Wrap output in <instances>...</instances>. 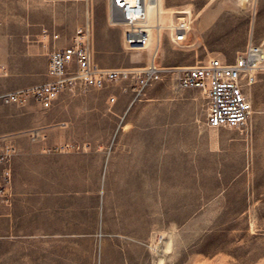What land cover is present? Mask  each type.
I'll list each match as a JSON object with an SVG mask.
<instances>
[{"label":"rangeland","instance_id":"1","mask_svg":"<svg viewBox=\"0 0 264 264\" xmlns=\"http://www.w3.org/2000/svg\"><path fill=\"white\" fill-rule=\"evenodd\" d=\"M162 1L163 19H175L172 13L177 8L191 9L196 18L183 44L175 45L166 36L157 59L160 66H190L213 56L223 60L225 56L230 59L228 62H234L251 43L264 48V0ZM83 4L85 19L88 16L92 21L94 48L97 35L99 42H114L112 32L100 24L101 19L94 28L98 16L110 14L108 0H83ZM0 7L3 9L2 1ZM119 35L122 51L118 65L112 67H145L152 44L144 49H126L122 45L123 33ZM238 40L243 43V50L232 51ZM96 60L100 63L97 57ZM2 72L5 73L0 68ZM172 76L165 74L142 94H137L133 79H119L100 89L64 91L62 94L70 96L61 99V94L54 105L60 102L68 106L54 112L43 109L33 99L24 105L0 99V122L11 113L4 105L37 107V118L50 123L55 122L57 114L72 116L69 133H64L74 139L46 144L44 149L51 153H77L85 200L87 188L94 182L98 186L97 196L102 199L104 164L109 158L129 152L135 141L137 144L133 131H139L142 146L152 144L158 150L161 180V211L156 207L155 215L154 209H148V229L152 232L147 244L149 254L156 257L152 263L264 264V64L256 81L244 87L252 103L250 118L234 128L208 126V104L201 91L181 88ZM6 91L11 90L3 92ZM111 97H115V104L109 107ZM104 101L108 102L105 117L100 114L105 109L98 108V103ZM83 102L97 107L88 120L78 116L82 110L76 104ZM48 131L54 130L32 126L19 134L46 139ZM90 131L98 136L107 132L110 138L87 141L85 136ZM55 134L61 135L58 131ZM66 142L73 144L74 149L48 150ZM157 188L155 185V194Z\"/></svg>","mask_w":264,"mask_h":264},{"label":"crops","instance_id":"2","mask_svg":"<svg viewBox=\"0 0 264 264\" xmlns=\"http://www.w3.org/2000/svg\"><path fill=\"white\" fill-rule=\"evenodd\" d=\"M0 1V68L5 71L0 73V93L50 80L48 54L67 45L85 24L83 0ZM98 18L94 28L101 19L114 42H99L97 35L96 57L106 66H117L122 27L111 24L108 12ZM231 50L241 52L243 43L238 40ZM224 60L230 59L224 56ZM66 96L69 93H63L61 99ZM107 103H98L99 109H105L100 113L104 117ZM114 104L115 100L110 101L109 107ZM76 105L83 120L90 119L97 108L91 102ZM4 106L11 113L0 122V148L11 144L18 151L12 162L14 202L11 207H0V264H154L156 257L149 254L147 244L152 232L148 209H154L155 215L156 207L161 211L158 150L152 144L143 147L140 132L133 131L137 144L135 141L125 155L109 158L104 164L102 199L94 182L88 186L85 200L77 153L44 149L46 144L74 139L67 129L73 124L72 116L57 114L50 123L37 118V107ZM64 106L68 105L59 102L50 109L54 112ZM32 126L54 131H48L46 139L19 134ZM94 134L85 139L110 138L107 132Z\"/></svg>","mask_w":264,"mask_h":264},{"label":"built area","instance_id":"3","mask_svg":"<svg viewBox=\"0 0 264 264\" xmlns=\"http://www.w3.org/2000/svg\"><path fill=\"white\" fill-rule=\"evenodd\" d=\"M163 2V1H162ZM110 22L122 27V45L126 49H144L152 44L149 62L145 67H112L96 60L94 33L91 19L74 33L69 44L48 54V81L27 88L0 93V99L8 104H27L33 99L43 109L50 108L64 91L82 92L90 88H104L119 79H133L137 94L144 93L148 85L172 74L181 88L200 89L208 104L207 125L213 128L238 127L245 124L252 112L245 86L256 81L257 72L264 64V48L252 43L236 57L226 62L218 57L190 66H160L157 59L167 36L173 44H183L191 32L195 16L191 9L177 8L171 21L163 19L160 8L153 16L149 8L160 6V0H108ZM164 6V5H163ZM115 97H111L114 101ZM34 139V138H33ZM74 145L66 142L54 152L71 151ZM18 149L5 144L0 148V207L13 205L12 162Z\"/></svg>","mask_w":264,"mask_h":264},{"label":"bare ground","instance_id":"4","mask_svg":"<svg viewBox=\"0 0 264 264\" xmlns=\"http://www.w3.org/2000/svg\"><path fill=\"white\" fill-rule=\"evenodd\" d=\"M161 1V4H160V6H157V7H154V6H152V7H150L149 8V14H150V16H153L154 15V13H155V11L158 9V7L160 8V10H161V12L162 11H164V6H163V2H162V0H160ZM187 11H190L189 9H186Z\"/></svg>","mask_w":264,"mask_h":264}]
</instances>
